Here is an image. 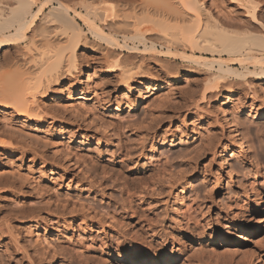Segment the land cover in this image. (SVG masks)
<instances>
[{"label": "rangeland", "instance_id": "374dc122", "mask_svg": "<svg viewBox=\"0 0 264 264\" xmlns=\"http://www.w3.org/2000/svg\"><path fill=\"white\" fill-rule=\"evenodd\" d=\"M202 1L227 27L262 31L238 0ZM256 1L263 19L264 0ZM133 11L129 25L148 13ZM91 48L78 51L83 75L78 68L38 94L32 115L0 105V264H111L128 251L158 264H264V213L254 210L264 195L261 68L212 80L216 68L202 60L125 52L128 65L144 64L125 85ZM5 50L0 91L35 62ZM225 99L245 149L219 110Z\"/></svg>", "mask_w": 264, "mask_h": 264}, {"label": "bare ground", "instance_id": "6f19581e", "mask_svg": "<svg viewBox=\"0 0 264 264\" xmlns=\"http://www.w3.org/2000/svg\"><path fill=\"white\" fill-rule=\"evenodd\" d=\"M70 1L74 3L69 4L65 0H0V51H6L8 46L13 45L22 56H32L30 61H35L31 67L34 69L30 67L25 69L27 73L24 70L21 72V69L16 70L21 72L20 75L17 73L19 79L22 76L25 77L24 73H26L27 81L21 80L25 79L24 77L17 81L13 77L16 82L14 80L7 82H12L8 90L1 87L0 105L11 107L24 116L32 115L39 107L38 94H45L51 84H57L66 74L70 75L79 71L76 63L78 51L86 45H91L96 51L101 52L105 59L106 57L110 59L108 66L120 70V80L125 85L129 84V81L134 79V75L140 74L144 68L140 59L139 63L135 61L137 63L134 64L135 66L131 64L132 62L128 65V56H124L125 52L134 55H155L153 58L157 60L160 58L156 56L176 57L187 63H199L202 60L203 65L216 68L218 74L214 72L216 76H212V80L230 74L243 78L248 73H256L257 67L261 68L258 70L264 75V17L261 19L258 15L262 8L256 0L238 1L246 8L250 20L259 25L262 31L245 30L246 32L242 33L229 28L230 26L227 27L226 25H229L227 21L219 19L220 15L219 18L215 17L211 13L213 11H210L202 0ZM137 7L142 13L148 12L151 15L143 13V17L138 22H134V25L131 22L130 25L134 26L133 32L130 30L128 32L127 27H130V21H127L129 17L127 14L130 10L131 15V11ZM93 15H99L105 25H97L92 19ZM78 19L86 24L88 30L81 28ZM155 31L159 32L160 36L154 37ZM151 32H154L153 38L147 36ZM158 41L162 46L161 49L157 46ZM197 52H211L210 54L213 55L218 53L220 56L199 55ZM221 53L228 56H222ZM33 57L38 58L35 60ZM234 64H239L241 69L234 67ZM252 65L256 70H251ZM28 70L32 75L28 73ZM17 75L15 78L18 77ZM82 75L81 70L79 76ZM212 80L209 76V81ZM6 81L9 80L6 78ZM154 86L149 85L145 92L155 89ZM82 95L69 93L68 97L79 99ZM144 95L140 93L136 104L143 100ZM227 104L228 100L225 99L220 104L219 110L223 114L226 125L236 132L231 135L238 139L243 149L245 142L242 141V132H239L234 114L231 115L228 111ZM253 115L257 118L263 113L256 111ZM256 194L254 210L257 214H262L264 213V195L259 192ZM237 224L238 222H235L231 225ZM221 240L225 239L221 238ZM138 256L132 255L129 251L119 253L117 260L112 261L111 264H158L160 262L158 257L148 256L142 251ZM165 259L163 254L162 260L165 261Z\"/></svg>", "mask_w": 264, "mask_h": 264}]
</instances>
